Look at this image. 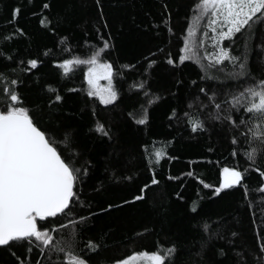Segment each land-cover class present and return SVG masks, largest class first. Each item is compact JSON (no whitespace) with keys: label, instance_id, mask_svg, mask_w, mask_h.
<instances>
[{"label":"trees","instance_id":"1","mask_svg":"<svg viewBox=\"0 0 264 264\" xmlns=\"http://www.w3.org/2000/svg\"><path fill=\"white\" fill-rule=\"evenodd\" d=\"M45 2L50 4L47 10L42 8ZM195 3L196 0H99L98 5L96 0H0V46L13 55L11 61L0 57V73L23 79L19 92L25 104L42 106V110L33 111L39 124L55 130L59 150L66 159L78 168L88 169L77 188L80 204L73 206V218L93 214L86 225L80 226L78 237V250L85 249L89 240L99 244L97 251L84 252L90 264H113L133 252H162L173 245L176 252L168 264H229L234 258L233 247L251 253L247 255L248 264H256L261 258L257 254V233L264 236V196L260 195V176L255 168L264 171V152L247 173V199L240 188L213 196V190L204 188L200 179L218 185L221 167L248 166L243 155L247 148L246 138L241 135L243 129L227 123H208V131H191L185 112L193 120L206 117L199 104L187 107L188 100L198 94V86L188 87L190 80L197 79L198 68L193 61L181 65L179 75L185 87L179 88L176 96L170 95L177 74L166 64V58L170 54L178 60ZM16 7L21 11L12 21ZM169 16L170 20H166ZM41 19L46 20L45 25H41ZM16 28L23 29L26 35H15L5 43L3 37L12 35ZM61 37H67V43ZM101 37L113 45L103 58L123 73L114 81L120 97L113 105H101L97 99L87 97L86 91L68 92L70 87L86 89L84 68H73L66 78L53 63L87 58L102 46ZM196 37L202 38V29L197 28ZM261 41L264 25L256 30V43ZM238 43L242 45V41ZM45 52L49 55L45 56ZM28 58H39L43 63L31 73H23L20 68L26 65H16ZM149 59L157 61L148 77L151 90L162 99L148 106V123L138 125L129 113L139 112L145 97L130 85L145 79ZM128 64L134 67H123ZM252 71L256 75L264 73V63L257 56L252 58ZM46 84L63 96V101L51 109L47 105L49 96L43 91ZM172 108L177 109L179 117L170 122ZM96 123L110 130L111 140L94 130ZM65 130L69 132L67 143ZM233 136L235 145L231 143ZM256 147L261 146L257 143ZM157 150L165 153L158 164L153 155ZM189 171L193 176L187 175ZM153 178L159 183L151 185ZM146 183L151 186L143 201L123 203L138 195ZM108 204L119 207L107 209ZM197 204L198 212L192 213L190 208ZM60 222L66 220L61 218ZM206 222L212 225L209 232L203 227ZM71 231L66 227L59 235L66 236ZM232 232L238 235L232 237ZM229 241L234 243L230 245ZM221 248L228 252L227 257L218 256ZM11 251L22 258L27 255L26 245L20 243H14ZM38 258L45 264L44 257L33 249L31 264H36ZM0 264H15L6 248H0Z\"/></svg>","mask_w":264,"mask_h":264},{"label":"snow or ice","instance_id":"2","mask_svg":"<svg viewBox=\"0 0 264 264\" xmlns=\"http://www.w3.org/2000/svg\"><path fill=\"white\" fill-rule=\"evenodd\" d=\"M96 2L99 5V0ZM163 7L167 11V5ZM42 8L47 10L50 4L45 2ZM20 11L19 7L12 10V21L18 18ZM166 20H170V16L166 17ZM40 23L45 25L46 20L41 19ZM261 25H264V0H196L193 14L189 17L183 47L179 49L178 60L170 54L166 58V64L177 74L174 77L173 89L170 90L172 96L177 95L179 88L185 87L183 77L179 75L182 72L181 65L186 61H193L197 65V79L190 80L188 87L190 89L191 86H198V94L188 100L187 107L192 108L194 104H199L200 109L206 111V117L193 120L187 112L184 113L192 132L208 131V123H227L236 129H243L241 135L246 138L247 143L243 155L249 162L248 166L221 167L218 185L200 179L199 183L204 188L213 190V196L219 197L225 190L240 188L247 199V173L257 164L259 156L264 152V73L256 75L252 71L254 56L259 58L260 63H264V41L256 43V30ZM104 26L108 25L105 23ZM197 28L202 29V38L196 37ZM168 31H172L170 26ZM15 35L24 36L26 33L23 29L16 28L12 35L3 37L5 43L10 42ZM67 40V37H61L62 42L67 43ZM101 40L102 46L92 50L87 58L74 57L53 63L58 70H62L66 78L74 67L85 66L83 82L86 89L70 87L67 91H86L87 97L97 99L101 105H113L120 97L114 81L123 73L114 69L113 63L103 58L113 45L109 39L101 37ZM238 40L242 41V45ZM44 55L48 56L49 53L45 52ZM0 57L8 61L13 59L12 53H5L2 46ZM42 63L39 58L21 59L16 67L26 65L20 68V71L31 73ZM156 63L155 59L147 60L145 79L130 85L145 97V103L140 105L139 112L129 113L138 125L148 123V106L162 99L160 95L153 93L148 79ZM123 67L133 68L134 65ZM15 71L14 68L13 72ZM101 81L106 83L102 84ZM23 83V79L18 75L11 78L8 74L0 73V248L9 250L15 264H25L26 261L31 264L33 249L38 250L39 256L44 257L45 264H90L84 252L97 251L99 244L89 240L85 249L78 250V237L80 226L86 225L93 214L89 213V217L73 218V206L80 204L77 188L83 182L82 176L87 175L88 169L76 167L74 162L61 154L55 130L40 125L33 115V111L37 108L42 110V106L29 107L25 104L19 92ZM43 91L49 96L47 105L50 109L54 104L63 101L59 90L52 85L46 84ZM178 117L177 109H170L169 121ZM94 130L111 140L110 130L102 123H96ZM68 139L69 132L65 130L64 142L67 143ZM231 143H237L235 136L231 138ZM257 143L260 148L256 147ZM153 155L155 163L158 164L165 153L163 150H157ZM236 155L234 149L232 156ZM149 159L151 162V157ZM255 171L259 172V191L260 195L264 196V171L259 167H256ZM187 175L191 177L193 173L189 171ZM158 183L155 178L151 180V185ZM151 185L144 184L138 195L133 196L131 201L124 200L123 203L143 201L146 190ZM247 206L252 210L251 204ZM113 207L119 206L107 205V209ZM107 209L101 208L100 211L106 212ZM190 211L197 213L198 204L192 206ZM261 215L264 216V212ZM61 218L65 219L66 223L60 222ZM66 227H71L72 231L66 236L59 235ZM203 227L209 232L212 225L206 222ZM237 235L236 232L231 233L232 237ZM257 236V254L261 258L256 264H264V236L259 233ZM211 238L209 235L208 239ZM220 238L223 239L222 236ZM14 243L26 245L27 255L24 258L11 251ZM229 243L231 245L234 241ZM202 247L206 248L207 244ZM175 252L174 245L162 252H133L113 264H168ZM232 252L234 258L229 264H248L247 255L251 253L246 254L244 250H237L235 247ZM218 256L227 257L228 252L221 248L218 250ZM36 264H41L39 258Z\"/></svg>","mask_w":264,"mask_h":264},{"label":"rangeland","instance_id":"3","mask_svg":"<svg viewBox=\"0 0 264 264\" xmlns=\"http://www.w3.org/2000/svg\"><path fill=\"white\" fill-rule=\"evenodd\" d=\"M84 59V58H83ZM76 67H83L84 68V70H85V66H76ZM76 67H74V68H76ZM101 83L103 84V83H106L105 81H101Z\"/></svg>","mask_w":264,"mask_h":264}]
</instances>
